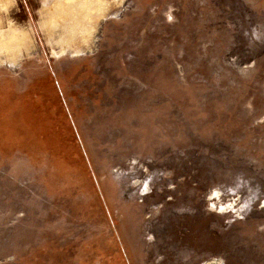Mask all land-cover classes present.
I'll return each mask as SVG.
<instances>
[{
	"label": "rangeland",
	"instance_id": "rangeland-1",
	"mask_svg": "<svg viewBox=\"0 0 264 264\" xmlns=\"http://www.w3.org/2000/svg\"><path fill=\"white\" fill-rule=\"evenodd\" d=\"M70 5L0 0V264H264V0Z\"/></svg>",
	"mask_w": 264,
	"mask_h": 264
},
{
	"label": "bare ground",
	"instance_id": "bare-ground-1",
	"mask_svg": "<svg viewBox=\"0 0 264 264\" xmlns=\"http://www.w3.org/2000/svg\"><path fill=\"white\" fill-rule=\"evenodd\" d=\"M67 1H69V3L72 5V1L73 0H67ZM101 1V0H100ZM106 1V0H105ZM94 2H95V0H83L82 1V3L81 4H78L77 6H73L72 5V7L70 8V11H71V9L73 10V11H75L76 13H78L79 15H87V13L90 11V10H92V5L94 4ZM107 3V2H106ZM105 3V4H106ZM105 4H103L102 2H97L96 4H95V6H96V8H93V10H94V12L97 10V11H100L101 9H103V8H105L104 7V5ZM70 5V6H71ZM75 5V4H74ZM65 11V8H61V7H59V13L61 12V11ZM53 11V10H52ZM69 11V12H70ZM75 12H73V13H75ZM91 12V11H90ZM102 12V11H101ZM99 13V12H98ZM50 14V13H49ZM88 14H90V13H88ZM101 14V13H100ZM54 16L55 15H53V12H51V16L50 17H48L50 20L47 22V24H46V26H47V28L49 29V28H51V27H54V24H56L55 22H54ZM74 16V15H73ZM56 17V16H55ZM79 17V16H78ZM77 17V18H78ZM83 18V17H82ZM73 21H75V20H73ZM76 22V21H75ZM74 23V22H73ZM75 24H77V23H75ZM79 24V23H78ZM70 26V25H69ZM77 27V26H76ZM75 28V27H74ZM77 29H78V27H77ZM69 30H70V27H69ZM73 30V29H72ZM85 30V29H84ZM50 31V30H49ZM87 32V31H86ZM89 32V31H88ZM66 33L68 34V32H65L64 34H65V36H63L62 34V37L60 38V42H63V44L64 45H66L67 43H69V35H66ZM69 34H71V33H69ZM78 34V33H77ZM80 34V33H79ZM73 35V34H72ZM86 35V34H85ZM84 35V36H85ZM86 37H87V35H86ZM89 37V36H88ZM87 37V38H88ZM16 38H18V36H16ZM78 38H79V36H78ZM86 38V39H87ZM90 38H91V36H90ZM89 38V39H90ZM71 39V38H70ZM82 39V38H81ZM16 40V39H15ZM72 41V40H71ZM84 41H86V40H84ZM59 42V43H60ZM14 43V42H13ZM13 43H11L10 45H13ZM73 43V42H72ZM18 44V40H17V42H15L14 43V47L16 46ZM71 45V44H70ZM70 45H68V46H70ZM14 47H13V49H14ZM13 49H11V50H13ZM61 49V48H60ZM10 50V51H11ZM262 203H263V205L262 206H264V201H262Z\"/></svg>",
	"mask_w": 264,
	"mask_h": 264
},
{
	"label": "flooded vegetation",
	"instance_id": "flooded-vegetation-1",
	"mask_svg": "<svg viewBox=\"0 0 264 264\" xmlns=\"http://www.w3.org/2000/svg\"><path fill=\"white\" fill-rule=\"evenodd\" d=\"M264 201V200H263ZM262 208H264V206H262Z\"/></svg>",
	"mask_w": 264,
	"mask_h": 264
},
{
	"label": "clouds",
	"instance_id": "clouds-1",
	"mask_svg": "<svg viewBox=\"0 0 264 264\" xmlns=\"http://www.w3.org/2000/svg\"><path fill=\"white\" fill-rule=\"evenodd\" d=\"M243 207V206H242ZM221 264H222V262H221Z\"/></svg>",
	"mask_w": 264,
	"mask_h": 264
},
{
	"label": "trees",
	"instance_id": "trees-1",
	"mask_svg": "<svg viewBox=\"0 0 264 264\" xmlns=\"http://www.w3.org/2000/svg\"><path fill=\"white\" fill-rule=\"evenodd\" d=\"M41 85V84H40Z\"/></svg>",
	"mask_w": 264,
	"mask_h": 264
}]
</instances>
